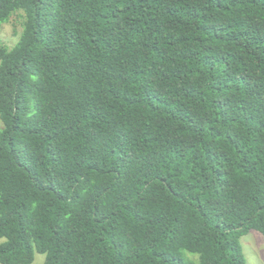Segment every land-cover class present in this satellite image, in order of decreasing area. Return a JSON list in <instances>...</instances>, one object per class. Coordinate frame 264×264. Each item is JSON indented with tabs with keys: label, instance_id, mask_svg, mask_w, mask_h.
<instances>
[{
	"label": "trees",
	"instance_id": "16d2710c",
	"mask_svg": "<svg viewBox=\"0 0 264 264\" xmlns=\"http://www.w3.org/2000/svg\"><path fill=\"white\" fill-rule=\"evenodd\" d=\"M0 264H248L264 237V0H0Z\"/></svg>",
	"mask_w": 264,
	"mask_h": 264
},
{
	"label": "rangeland",
	"instance_id": "374dc122",
	"mask_svg": "<svg viewBox=\"0 0 264 264\" xmlns=\"http://www.w3.org/2000/svg\"><path fill=\"white\" fill-rule=\"evenodd\" d=\"M19 16H14L11 21L4 25L0 43L12 48L19 41L22 32L21 21ZM3 129V123L0 120V130ZM242 247L247 258L248 264H264V237L257 231H251L247 236L242 238ZM45 256L36 254L34 264H44Z\"/></svg>",
	"mask_w": 264,
	"mask_h": 264
}]
</instances>
